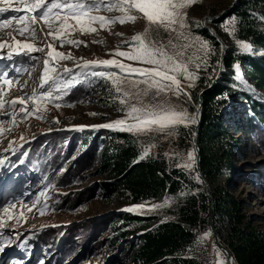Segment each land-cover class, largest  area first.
Masks as SVG:
<instances>
[{
    "label": "rangeland",
    "instance_id": "rangeland-1",
    "mask_svg": "<svg viewBox=\"0 0 264 264\" xmlns=\"http://www.w3.org/2000/svg\"><path fill=\"white\" fill-rule=\"evenodd\" d=\"M237 2L238 0H196L183 10L186 13V27L175 26V32L149 24L139 12L133 13L138 17L135 23H115L108 26L110 30L102 29L99 24L93 25L97 28L94 33L82 34L78 29L69 30V34H65L63 39L82 41L79 46L68 43L60 46V42L53 41L51 37L42 42L39 39L40 29L43 28V31L47 32L48 28L42 21H37L38 39L27 42L45 48V53L49 51L47 42H52L57 51L71 54L70 59H49V65H54L56 69L54 75L65 86L59 91H54L53 98L39 105V114L43 115V119H38L35 115L25 116L24 113H17L15 120H12L13 109L9 103L11 100L20 97L27 99L34 94L52 90L54 86L49 82L44 88L40 87L45 53L25 54L26 50L18 51L15 41L8 39L7 43L12 44V48L0 49L4 52L1 56L8 60L5 61L6 66L0 67V86L6 93L0 97L5 103V109L0 111V122H3L0 127L5 129L4 134L0 135V264H50L56 263L58 258L61 259L60 264H126L123 244L113 246L107 231L116 222V212L135 208V211L128 212L158 214L165 219L175 217L176 208L170 196L160 202L138 205L130 204L125 199L102 196L98 189L102 177L97 173L98 156L95 161L92 160L96 148L93 142L97 138L102 140L106 131L112 129L98 126L112 124L117 120L133 123L127 116L132 106L144 108L164 104L177 111H185L189 117L194 118L195 122H187V126L180 124L165 132L135 134L144 148L148 149V153L156 156L158 151L162 150L168 160L174 161L182 170L190 172V177L201 185L200 189L211 193L209 182L196 168L197 151L193 142V126L196 124L197 104L191 97V89L198 88L201 78H204L207 84L220 79L224 68L217 60L222 47L217 50L212 40L201 34L198 28H212L224 41L226 48L232 46L241 53L264 54V49L257 51L251 41L237 37L239 18L233 13ZM11 3L13 8L21 7L17 0H11ZM0 7L4 5L0 4ZM24 14L23 10L14 12L9 9L8 12L0 14V19ZM92 14L108 18L121 15L118 11ZM233 19L235 35L230 36L225 27L230 26ZM258 21L264 32V15L260 14ZM15 26L16 22L13 21V25L0 32V36L4 32H12ZM181 32L184 36L180 35ZM138 34H143L147 44L163 47L168 55L174 56L177 62L186 65L190 72L195 73L199 78L194 81V86L189 87L190 81L184 79L181 74L177 77L181 81L179 95L172 90L157 94L155 88L148 89L146 84H135L136 81L144 79L141 74L121 73L115 67H83L85 61L111 59L137 68L154 67L115 55L117 51L134 53L136 42L133 38ZM15 38L21 41L25 39L24 36ZM200 41L208 42L212 49L210 54L200 49ZM238 41L250 44L251 51H242ZM9 51L21 53L18 55ZM19 62L24 65L16 67ZM65 69L70 71L66 72ZM100 71L115 72L120 80L121 91H116L111 79L91 74ZM235 72L236 90L249 86L255 91L257 99L264 100V90L249 81L242 62L236 64ZM4 76L18 83L3 84ZM96 86L98 91L93 93ZM145 90L147 95L143 94ZM125 92L129 95L125 96ZM229 99L233 102V98ZM121 100L125 102L121 103ZM239 102L244 106L241 100ZM57 104L60 107L57 108ZM242 106L239 107L240 111ZM16 107L19 108L20 105L17 104ZM27 107L31 111L37 106L29 102ZM93 113L95 115H92ZM13 123L15 127L12 126ZM260 127L261 129L256 131L257 141L249 135L239 136L235 133L236 137L240 138V150L233 158L235 173L229 181L223 177L217 183L226 185L231 194L241 199L247 220L255 228L264 230V128ZM189 133L191 137L188 136ZM70 134L73 136L68 137ZM86 134H91V137L84 141ZM193 152L195 162L192 168L178 166L186 163L188 154ZM32 158L40 162V170H36L42 178L40 183L35 178H27L17 185L11 182L6 184V174L13 168L11 161L16 162L15 171L19 172L29 166ZM197 176L199 179H196ZM44 183H47V187H44ZM184 187L195 194L199 190L187 185ZM12 205L14 207H10ZM156 205L163 207L154 208ZM4 208H8V211L4 212ZM206 225L205 229L198 232L199 243H196L200 260L203 264H217L219 259H223L227 264L223 251L214 244L210 224ZM38 240L46 245L38 243ZM21 242L37 245L29 262L26 260L30 253H17ZM217 250L221 253L219 257ZM18 257L19 261L14 260ZM234 264H237L236 260Z\"/></svg>",
    "mask_w": 264,
    "mask_h": 264
},
{
    "label": "trees",
    "instance_id": "trees-1",
    "mask_svg": "<svg viewBox=\"0 0 264 264\" xmlns=\"http://www.w3.org/2000/svg\"><path fill=\"white\" fill-rule=\"evenodd\" d=\"M233 13L239 18L237 37L251 41L257 51H262L264 32L258 18L264 15V0H238ZM198 29L220 50L221 44L207 28ZM219 54L217 60L224 68L220 79L207 89L211 83L201 78L198 88L191 89L197 105L200 93L205 90L198 146L201 170L211 186V195L200 189L201 185L190 177V172L168 160L162 150L156 156L148 153L141 158L145 148L133 132L108 129L102 140L97 138L93 142L96 148L92 160L98 156L97 173L102 177L98 189L102 196L138 205L160 202L170 196L176 208L175 217L167 219L158 214L128 211L114 214L116 222L107 231L113 246L123 244L126 264H203L196 243L198 232L210 224L211 218L237 264H264V230L255 228L247 220L244 202L231 194L226 185L217 183L223 177L229 181L235 173L233 158L240 150V138L235 133L249 135L257 141L256 131L260 126L264 128V100L257 99L249 86L235 88V66L242 62L249 81L264 90V54L241 53L232 46L226 48L222 60ZM93 90L96 93L98 87ZM90 137L91 134H86L83 139ZM184 185L199 190L195 194Z\"/></svg>",
    "mask_w": 264,
    "mask_h": 264
},
{
    "label": "snow or ice",
    "instance_id": "snow-or-ice-1",
    "mask_svg": "<svg viewBox=\"0 0 264 264\" xmlns=\"http://www.w3.org/2000/svg\"><path fill=\"white\" fill-rule=\"evenodd\" d=\"M21 7L13 8L11 0H0V4L4 7H0V14L8 12L12 9L14 12L24 11V15H13L9 18L0 19V32L5 28L13 25V21L16 22V26L12 32H4L0 36V49L5 47L12 48V44L7 43L11 38L15 41L17 50H26L25 54L33 52L45 53V48L36 47L34 43L27 41H36L38 39L36 24L37 21H42L43 25L48 28L47 32L40 29L39 39L42 42H46L48 37H51L53 41H59L60 46L64 43H68L74 46H79L83 43L77 40L65 41L63 36L69 34V30H79L82 34L94 33L97 28L93 27L95 24H99L102 29L110 30L109 25L120 23H135L137 15L133 14L139 12L142 14L149 24L157 25L164 28L166 31H176L175 26L180 28L186 27L185 19L186 13L183 11L196 0H17ZM101 11H118L121 15L108 18L102 15H93L92 13H99ZM74 22V24L72 23ZM23 25V26H21ZM225 30L230 36L235 35V21L231 22L230 26H226ZM15 33V35H13ZM184 36V33H180ZM16 36H24L23 41L17 40ZM187 38V37H185ZM136 42L134 47V53L117 51L115 55L124 57L133 61L140 62L142 64L153 65L152 68H137L131 65H126L115 59L111 60H98V61H85L83 67H115L120 70L121 73H138L141 74L144 79L136 81L135 84H146L148 89H156L157 94L166 93L169 90L179 95L181 93V81L177 78L179 75H183L184 79L189 80V87L194 86V81L199 77L190 72L186 65L176 61L174 56L168 55L163 47H153L144 41L143 34H138L133 38ZM200 49L204 50L206 54H210L212 49L207 41H200ZM238 44L242 51H251V45L244 41H238ZM86 46V45H85ZM47 48L49 51L45 53L44 59V71L41 76V88L45 85L51 84L54 86L52 90L41 92L39 95H32L27 99L20 97L11 100L10 106L13 109L12 120H15L17 113H24L25 116L35 115L38 119H43V115L39 114V105L53 98L54 91L61 90L65 85L59 82V78L54 75L56 69L55 66L49 65V59L63 60L70 59L71 54H64L56 50L52 42H47ZM9 58L11 53L8 54ZM34 59V57H32ZM79 66V65H78ZM238 67V66H237ZM65 71H70L65 69ZM94 76H100L112 80V84L116 86V91H121L119 87L120 80L115 72H92ZM114 77H117L113 79ZM18 83L7 76L3 77V84L12 85ZM67 83V82H65ZM135 86V85H134ZM144 95H147V90L144 91ZM186 94V93H185ZM6 93L0 86V97L5 96ZM125 96L129 93L125 92ZM139 95V94H138ZM58 98V97H57ZM31 102L37 107L31 111L28 110V103ZM124 103V100L120 101ZM20 107L17 108L16 105ZM57 108L59 104L55 105ZM5 109V103L3 99H0V111ZM47 110L46 107L44 109ZM92 115H95L93 113ZM127 116L133 120V123H128L126 120H117L112 124H105L98 127L112 128L113 130L130 131L133 133H147L150 131L165 132L170 128L177 125L184 124L187 126V122H195L194 118L189 117L185 111H177L172 107H166L164 104L153 105L152 107L139 108L132 106L127 112ZM3 122H0L2 124ZM15 127V124L12 125ZM11 129H8L10 131ZM5 129L0 127V135H3ZM23 138V137H21ZM148 154V149H145L141 158H144ZM195 154L189 153L187 156V162L178 165L186 169H190L194 166ZM196 179H199L197 176ZM43 195V193H41ZM167 203V201L165 202ZM14 207V205L10 206ZM143 208V206H136ZM154 208L163 207V205L153 206ZM30 210V209H29ZM4 212L8 211V208L3 209ZM126 211H135V208L126 209ZM41 211V215H43ZM2 223V220H0ZM2 235V233H0ZM210 235V234H207ZM199 243V241H198ZM217 256H221L219 250H217ZM217 264H226L223 259H219Z\"/></svg>",
    "mask_w": 264,
    "mask_h": 264
},
{
    "label": "water",
    "instance_id": "water-1",
    "mask_svg": "<svg viewBox=\"0 0 264 264\" xmlns=\"http://www.w3.org/2000/svg\"><path fill=\"white\" fill-rule=\"evenodd\" d=\"M207 29L209 30L210 34L215 37L218 42L221 44V47H222V56H221V60L223 59V56H224V53L226 51V46H225V43L223 40L220 39V36L218 34H216V32L210 28L209 26H207ZM222 63V62H221ZM223 64V63H222ZM222 72V71H221ZM219 80V78L217 80H214L210 86L207 88H211L212 86H214V84ZM205 90H203L201 93H200V104L197 105V112H196V124H195V133H194V136H193V142H194V145H195V148H196V151H197V161H196V168L198 170V172L200 173V175L204 178L203 176V173H202V170H201V165H200V151H199V146H198V129H199V126H200V122H201V118H200V115H201V107H202V103H203V98H202V95H203V92ZM211 195V193H209ZM210 226H211V230H212V234H213V237L215 239V242H216V245L225 250L227 252V255H228V258L229 260L231 261V264H234L233 260H235V256L231 250V248L229 246H227L225 243H223V241L221 240V238L218 236L217 234V231L214 227V223H213V220L212 218L210 219Z\"/></svg>",
    "mask_w": 264,
    "mask_h": 264
},
{
    "label": "bare ground",
    "instance_id": "bare-ground-1",
    "mask_svg": "<svg viewBox=\"0 0 264 264\" xmlns=\"http://www.w3.org/2000/svg\"><path fill=\"white\" fill-rule=\"evenodd\" d=\"M11 52H12V51H11ZM3 53H4V52L0 51V55H3ZM18 53H20V52H18ZM212 237H213V234H212ZM213 239H214V237H213ZM214 244H215V246H216L218 249H220V250L223 251V253H224L225 257H226L227 264H231V261H230L229 258H228L227 252H226L225 250L219 248V247L216 245L215 239H214ZM62 249H63V248H62ZM233 262H234V260H233Z\"/></svg>",
    "mask_w": 264,
    "mask_h": 264
}]
</instances>
